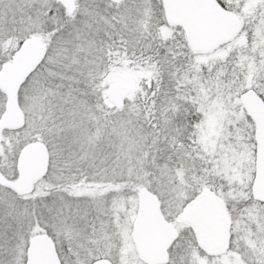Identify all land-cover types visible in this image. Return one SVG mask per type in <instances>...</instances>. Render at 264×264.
<instances>
[{
  "label": "snow or ice",
  "instance_id": "obj_1",
  "mask_svg": "<svg viewBox=\"0 0 264 264\" xmlns=\"http://www.w3.org/2000/svg\"><path fill=\"white\" fill-rule=\"evenodd\" d=\"M0 264H264V0H0Z\"/></svg>",
  "mask_w": 264,
  "mask_h": 264
}]
</instances>
